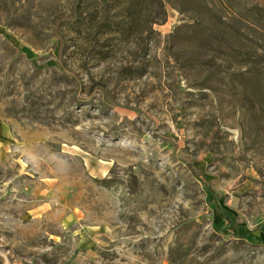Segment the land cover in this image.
Instances as JSON below:
<instances>
[{"label": "rangeland", "instance_id": "rangeland-1", "mask_svg": "<svg viewBox=\"0 0 264 264\" xmlns=\"http://www.w3.org/2000/svg\"><path fill=\"white\" fill-rule=\"evenodd\" d=\"M0 134V264H264V0H0Z\"/></svg>", "mask_w": 264, "mask_h": 264}, {"label": "trees", "instance_id": "trees-1", "mask_svg": "<svg viewBox=\"0 0 264 264\" xmlns=\"http://www.w3.org/2000/svg\"><path fill=\"white\" fill-rule=\"evenodd\" d=\"M130 11V18H134L135 15H133L134 9L128 8ZM163 16L160 18L162 19ZM154 22L158 20H153ZM216 207L219 210V212L222 215V218L225 221V228L223 229L224 233H228L230 235L239 237V238H246L254 242H258L259 244L264 245V239L261 238L254 230L248 229V228H241L237 226L231 219L230 212L227 211L225 208H223L220 204H218V201L216 202Z\"/></svg>", "mask_w": 264, "mask_h": 264}, {"label": "crops", "instance_id": "crops-1", "mask_svg": "<svg viewBox=\"0 0 264 264\" xmlns=\"http://www.w3.org/2000/svg\"><path fill=\"white\" fill-rule=\"evenodd\" d=\"M0 138H2V135L0 134Z\"/></svg>", "mask_w": 264, "mask_h": 264}]
</instances>
